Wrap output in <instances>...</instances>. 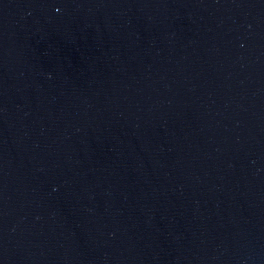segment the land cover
<instances>
[{"label": "water", "instance_id": "obj_1", "mask_svg": "<svg viewBox=\"0 0 264 264\" xmlns=\"http://www.w3.org/2000/svg\"><path fill=\"white\" fill-rule=\"evenodd\" d=\"M0 264H264V0H0Z\"/></svg>", "mask_w": 264, "mask_h": 264}]
</instances>
